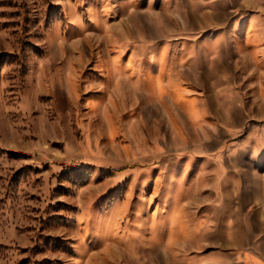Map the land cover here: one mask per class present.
I'll return each mask as SVG.
<instances>
[{"label": "rangeland", "instance_id": "374dc122", "mask_svg": "<svg viewBox=\"0 0 264 264\" xmlns=\"http://www.w3.org/2000/svg\"><path fill=\"white\" fill-rule=\"evenodd\" d=\"M0 264H264V0H0Z\"/></svg>", "mask_w": 264, "mask_h": 264}]
</instances>
